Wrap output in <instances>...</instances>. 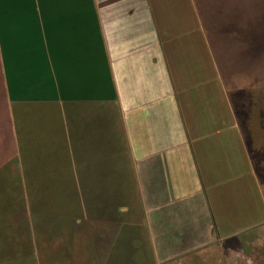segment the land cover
Segmentation results:
<instances>
[{
  "label": "crops",
  "instance_id": "0c3cea01",
  "mask_svg": "<svg viewBox=\"0 0 264 264\" xmlns=\"http://www.w3.org/2000/svg\"><path fill=\"white\" fill-rule=\"evenodd\" d=\"M235 115L197 0H0V173L20 156L34 187L53 186L38 177L68 161L96 229L81 264H127L124 198L155 264L263 238Z\"/></svg>",
  "mask_w": 264,
  "mask_h": 264
},
{
  "label": "rangeland",
  "instance_id": "374dc122",
  "mask_svg": "<svg viewBox=\"0 0 264 264\" xmlns=\"http://www.w3.org/2000/svg\"><path fill=\"white\" fill-rule=\"evenodd\" d=\"M197 3L218 67L229 85L234 121L250 145L264 192V0ZM23 164L17 156L0 173V264H81L84 234L96 229L85 220L88 212L82 207L80 178L69 173L64 159L60 167L38 177L44 184L55 185L34 187ZM123 200L127 208L120 209V217L127 224L122 225L120 255L127 264H155L143 209ZM128 234L134 239H124ZM260 237L245 242L241 251L234 247L229 260H221L212 249L194 262L264 264V237Z\"/></svg>",
  "mask_w": 264,
  "mask_h": 264
}]
</instances>
